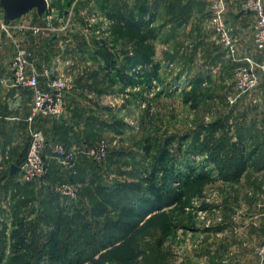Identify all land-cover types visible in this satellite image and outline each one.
I'll use <instances>...</instances> for the list:
<instances>
[{
    "label": "rangeland",
    "instance_id": "rangeland-1",
    "mask_svg": "<svg viewBox=\"0 0 264 264\" xmlns=\"http://www.w3.org/2000/svg\"><path fill=\"white\" fill-rule=\"evenodd\" d=\"M46 1L49 9L57 12L64 19L70 20L71 29L60 33L52 39V42L47 40L38 43L35 61L37 60V64H42L45 68L55 65L58 57L63 54L73 59L74 62L78 61L79 65L74 69L76 65L74 64L69 72L67 69H62V66L60 68L69 74L73 93L77 92L76 98L82 97L80 100L104 110L94 116L102 118L109 127L107 130L98 131L99 135L96 140H105L109 144V156L97 170L100 175L95 174V177L100 178H95L94 181L104 186L107 191L127 193L125 196L132 194L134 187L139 185L138 176L145 170H156L155 176L159 182H162L165 172L171 169L180 175L185 173L187 167H194V170L201 168L204 162L191 155L190 144L192 139L198 136V132L199 142L207 138L208 132L200 131V127L208 123L213 121L224 123L225 117H228V125L256 124L257 122L264 124V115L259 109L261 101L264 104V75H260L259 86L250 96H246L241 103L235 106L227 104V97L232 92L233 75L237 65L226 58V53L218 38L207 24L209 2L204 0H199V3L195 2L196 6L190 12L189 17H167L165 14L167 3H162L157 9L158 12L152 26L160 28V32L158 39L150 42V45L154 52V62L158 64V68L156 77L149 86L142 78L139 81L134 78L143 77L148 69L146 65L126 66L123 74L124 77L132 79L131 83L126 84L120 78H115L112 83L107 81L106 77H118L116 70L121 69L123 60L133 56L136 40L126 34L116 33L115 28L111 29L112 27L103 20L101 12L104 9L105 12H116V6L121 4L131 9L135 4L145 3V1L150 7L149 2L153 0ZM186 2V0H177L174 4L180 7ZM226 7L225 20L228 26L234 30V34L248 38L249 25L244 27L246 33L243 32L241 35L235 28L236 16L244 14L239 3L235 0H226ZM31 14V17H35L36 13L32 11ZM148 16L145 20H150ZM252 20V18L247 19V21ZM251 24L253 28V23ZM240 43L241 46H247L238 48L240 55L252 56L255 61H260L259 54L253 51L254 48L249 38L246 40L247 45H244V42ZM6 46L8 48L5 50ZM97 52L111 54L115 61L114 69L106 67L105 60ZM1 53L4 59L9 60V65L13 57V48L6 43L0 49ZM92 72L97 73L95 77H99L98 81H101V83L96 82L95 87V82L88 79ZM80 77L86 80L80 85L85 94H81L79 98L78 93L81 90L77 84ZM197 77H204L205 80L200 86V91L197 90L198 95L195 98L197 105L192 108L190 104L183 102L182 95L193 90V80ZM39 79L41 80L40 85L45 87V80ZM252 98L261 101L252 103ZM74 99L75 97L70 93L66 96V103L70 104ZM147 107H149L148 112H146ZM239 108L240 112L235 115V110ZM261 129H264L262 125ZM229 132L227 136L232 134V131L230 134ZM221 134V132L217 133L215 139H218ZM254 145L247 146L245 154H248ZM254 177V182L260 183V176ZM248 179L246 176L243 180L228 185L213 177L202 182H194L182 202L170 210H165L163 215L159 214L157 223L151 226L152 231L161 229V232L168 234L160 249L161 253L156 255L148 250L154 242V238L148 236L143 239L147 247L143 248L144 252L134 259L135 263L186 264L184 259L190 253L187 254V247L183 246L184 240L181 241L180 235L191 237L208 231L207 229L213 226L214 221L220 224L219 219L222 221L221 217L224 218V216L217 207L227 205L232 200L234 202L244 201L242 198L244 195L236 194L234 186L242 185ZM58 183H54L51 186L52 189H56ZM71 184L75 197L69 201L61 200L59 195L53 192L60 209L56 213L60 211L63 216L68 217L78 209V212L82 214L85 210L90 211L91 207L98 205L95 203L92 206L90 197L80 196L81 186L79 184ZM40 191V188L35 189L30 205L21 209L17 216L18 219L27 222L26 226H30L31 233H28L27 241H18L17 237L11 241L10 233L14 230L13 224L16 220L10 212L8 197H0V230L6 228L5 252H0V264L57 263L54 258L55 253L51 249L54 241L48 240L49 234L54 229L52 221L45 222L42 219L40 205L44 202V198ZM246 196L249 199L257 198V195L252 194ZM25 200L26 198L21 200V203L27 202ZM114 208L116 209V205L113 208H106V213L102 218H95L92 214L88 215L87 221L101 223L106 219L114 218ZM85 241H88V238L85 240L81 238L76 243L86 246ZM1 242L0 250L3 246ZM70 243L73 246L76 244L72 241ZM92 253L91 250L86 251L84 255H89V257L84 259L82 264H92L91 260H97L99 264H123L119 260V252H113L103 259L100 256L102 253L90 256ZM129 264H133V259Z\"/></svg>",
    "mask_w": 264,
    "mask_h": 264
},
{
    "label": "trees",
    "instance_id": "trees-1",
    "mask_svg": "<svg viewBox=\"0 0 264 264\" xmlns=\"http://www.w3.org/2000/svg\"><path fill=\"white\" fill-rule=\"evenodd\" d=\"M149 3H151L149 5L150 7H148V3L145 1V3L139 2L135 4L131 9L121 4L116 6V12H105V9L101 12L102 16L111 22V29L115 28L116 33L122 35L126 34L136 40L134 43L133 56L123 60V65L120 67L121 69L116 70L118 77H106L107 81L112 83L115 78H120V80L126 84L131 83L132 79L124 77L125 75L123 74L126 66L146 65L148 69L145 71L143 77L134 78H137L138 81L142 78L151 86L152 80L156 77L158 68V64L154 62V52L150 45V42L158 39L160 32V28L152 26L158 12L157 9H159L162 3H167L165 7V14L167 17L181 18L189 17L190 12L193 11L196 6L193 0L186 2L180 7L174 4L177 3V0H153ZM151 10H153V12ZM35 16L37 17V14H35ZM146 16H148L150 20H145ZM118 28L120 30H117ZM97 54L105 60L106 67L114 69L115 61L111 54L106 52H97ZM96 74L97 73L92 72L88 77L90 81L95 82L94 87L97 85L96 82L101 83V81H98L99 77H95ZM85 80L86 78L83 79L81 77L78 79L79 83L77 85L81 92H84L82 91L84 89H82L80 85ZM204 80V77H197L193 80V90L183 93L182 95L185 104H190L192 108L197 105L195 100L198 95L197 90L200 91V86ZM148 111L149 107L146 109V112ZM70 116L75 122H81L84 127V129L78 130L73 137V139H78V146H90L94 144L97 142L96 139L99 135L98 131L103 129L107 130L109 127L106 121L94 116L93 112H90L86 117H83L80 112H74ZM253 124H249V127H246L244 124L234 123L233 127L232 124H229L230 126L228 125V117H225L224 123L213 121L206 126L200 127V131L208 132L207 138L199 142L198 132V136L196 135V137L192 139L189 152L193 157L196 156L198 159L203 160L204 164L201 168L194 170V167H187L185 173H181L180 175L175 170L171 169L165 172L162 182H159L156 178V170H145V172L138 176L137 180L139 185L134 187V190L131 192L132 194L127 196H125L127 193L120 194L107 191L104 186L98 185V183L94 181L95 178H100L99 176L95 177V174H99L97 170L100 169V166L104 163L96 164L85 159H79L71 171H61L62 168L54 161L55 165H53L54 163H48V165L46 163V172L41 181L42 185L41 187L39 186L41 189L40 192H42L44 198V202H41L40 206L43 212H41L42 219L45 222L52 221L51 224L54 230L49 234L48 240L54 241L51 249L55 253L54 258L57 261L55 264H82L84 263V259L89 257V255L84 254L86 251L90 250L93 251L90 256H96L102 253L100 255L102 259L106 256H110L113 252H119V260L123 264H129L131 259H133L134 264V259L144 252L143 248L147 247V245L143 243V239L148 236L154 238V242L150 245L148 250L156 255L161 253L160 249L168 234L161 232V229L152 231L150 230L152 228L151 226L157 223L159 214L163 215L165 210H170L182 202L185 195L191 190L194 182H202L213 177L224 183H236L241 179L249 166L252 165L255 170L264 169V139L261 140V136L260 138L258 137L259 133L253 130ZM72 128L73 127L61 128L58 131V133H60L58 136L61 135L65 138V140L60 139V143L62 142L64 145H67L71 142L68 141V134L69 130ZM229 130L230 132L232 131V134H230ZM219 132L222 133L221 136L215 139ZM227 132H229L230 136H227ZM253 138L255 141H253L252 144L255 145L248 154H245V148L247 147L246 143H248V141L250 142ZM54 142L57 141H51L50 144L47 141V147L50 148L51 144ZM149 152L148 149L147 153L149 154ZM21 162L22 160L17 164L20 165ZM9 176H11L10 170L3 175V180H6ZM97 181L100 183L99 180ZM56 182L79 184L81 186L80 196L90 197L92 199L90 201L92 206L95 203L98 205L91 207L90 211L92 213L85 210L80 214V212H78L79 209L68 217L63 216L60 211L56 213V211L60 209L58 208V200L54 197L55 194L51 187ZM16 185L28 189L25 200L27 202L24 203L23 201V203H21L18 201L12 206L10 201V212L16 220L14 221V230L10 233V238L11 241L15 240L16 237L18 241H27L30 226H26L27 222L23 219H18L17 216L21 208L25 209L26 205H30L32 197L34 198L35 184H20L17 182ZM6 186L7 183L5 182L0 189L2 188V190L6 191ZM0 195L4 196L1 192ZM90 195L94 196L91 197ZM114 205H116V209L114 208V218L106 219L105 222L102 221L101 223L87 221V216H91V214L95 218H102L106 213V208H113ZM95 210H97V212ZM4 227H6V225H4ZM5 230L6 228L0 230V241L3 242V246L0 250L1 253L5 252ZM81 238H84V240L88 238V241H85L87 243L86 246H81V243H76ZM70 241L76 244L73 246ZM91 261L92 264H99L97 260Z\"/></svg>",
    "mask_w": 264,
    "mask_h": 264
},
{
    "label": "built area",
    "instance_id": "built-area-1",
    "mask_svg": "<svg viewBox=\"0 0 264 264\" xmlns=\"http://www.w3.org/2000/svg\"><path fill=\"white\" fill-rule=\"evenodd\" d=\"M204 1L209 2L208 26L218 38L226 58L237 65L233 75L232 92L227 97V104L235 106L243 97L250 96L257 89L259 77L264 75V0H235L243 13L253 17L252 42L255 52L259 54V62L252 56L240 55L234 30L225 20L226 0ZM31 15L30 12L18 20L7 22L0 7V49L6 43L13 48V57L9 64L10 80L6 83L0 78V85L7 84L17 93H30L29 115L25 120L27 150L19 165L17 182L40 185L46 172L44 152L47 140L37 124L48 119H60L66 115V96L73 91L71 78L67 72L75 63L73 59L63 54L58 57L55 65L49 68L42 67L40 72L36 70L34 63L38 43L47 40L52 42L60 33L68 32L71 24L69 19H64L57 12H53L48 5L41 17ZM102 18L106 24H111L103 16ZM61 66L62 69H67V72H63ZM39 78L45 80V87L40 85ZM259 102V99L252 98V103ZM50 151L49 158L52 161L63 170L71 171L79 159L96 164L103 163L109 155V144L105 140H99L90 146L66 147L55 142L51 144ZM52 190L61 200L69 201L75 197L73 185L69 182L58 183V187ZM258 255L260 260L264 261V246L258 249Z\"/></svg>",
    "mask_w": 264,
    "mask_h": 264
},
{
    "label": "crops",
    "instance_id": "crops-1",
    "mask_svg": "<svg viewBox=\"0 0 264 264\" xmlns=\"http://www.w3.org/2000/svg\"><path fill=\"white\" fill-rule=\"evenodd\" d=\"M186 1L188 2L190 0ZM193 1L198 2L199 0ZM236 17L235 28L237 29V33L240 35L243 32L246 33L244 27L249 25L247 29L249 31L248 38L251 46H253L251 29V23H253V20L247 21V19L250 20V18L253 19V17L246 13L242 14V16L238 15ZM234 35L237 38L238 48L247 47L240 45V42H244L243 44L247 45V37L242 38V36H238L237 34ZM6 48L8 47H4L5 50ZM253 51L255 52V49H253ZM241 56H245V54H242ZM77 62L75 63L76 65L74 69L79 65ZM8 63L9 60L7 58L4 59L3 54L1 53L0 78L6 83L10 80ZM34 65L36 70L40 72L42 64H37L36 60ZM70 93H72V96H74L75 99L72 100L70 104L66 103L67 112L65 116L60 119L44 120L41 124H37V127L43 131L49 144L51 141H57V143H60V139L65 140L61 135L58 136V134H60L58 131L61 128L73 127L69 130L68 134V141L71 142L67 145H64L62 142L60 144L66 147L74 145L78 146V139H73V137L78 130L84 129V127L81 122H75L70 115L74 112H80L83 117H86L90 112L96 114L104 111L101 107L93 106L88 104L89 102L87 101L80 100L82 98L81 94L84 92L78 93L80 94V99L76 98L77 92L73 93L72 91ZM30 101L31 98L29 92L17 93L9 88L7 84L0 85V114L2 116V119L0 120V187L3 186L5 182L7 183V190L4 191L1 188L0 192L4 197H8L12 206L18 201L21 202V200L26 198L28 189L16 185L17 173H10L11 176L6 180H3V175L6 172L8 173L11 165L19 167V164L17 163L22 160L25 155L28 142L26 135L27 123L25 120L29 115ZM241 101L239 103H241ZM260 105L259 109H261V112L264 115V104H262V101ZM240 108L235 110V115L240 112ZM244 125L249 127L248 123H245ZM261 125L264 127L262 122L254 123L253 130L259 133L258 137L260 138L261 136L262 140L264 139V129H261ZM253 141H255L254 138L250 142L248 141L246 145L250 146ZM50 154V148L47 147L44 152V161L47 165L48 163H54L49 158ZM53 165H55V163ZM61 171L65 170L61 169ZM258 175L261 179L260 183L254 182L253 180V178H255L254 176ZM246 176L249 178V181L247 180L242 185L239 184L234 186L236 194L244 195V197H242L244 198V201L234 202L232 200L227 203V205L224 204L217 207L224 216V218L221 217L222 221L219 219L221 222L220 224H218L217 221H214L213 226L207 229L208 231L192 235L191 237H189V235H180L181 241L184 240L183 246L187 247V254L190 253L184 259L186 264H264V261L260 260L258 255V249L264 246V169L255 170L251 165L247 168L239 181L243 180ZM225 184L228 185L229 183ZM41 185L42 184H35V187H33L36 189ZM247 194L257 195V198H246ZM1 196L2 195H0V197Z\"/></svg>",
    "mask_w": 264,
    "mask_h": 264
},
{
    "label": "water",
    "instance_id": "water-1",
    "mask_svg": "<svg viewBox=\"0 0 264 264\" xmlns=\"http://www.w3.org/2000/svg\"><path fill=\"white\" fill-rule=\"evenodd\" d=\"M0 7L4 12L7 22L20 19L22 16L35 11L37 16L41 17L47 9L46 0H0ZM19 171V167L10 166V173Z\"/></svg>",
    "mask_w": 264,
    "mask_h": 264
}]
</instances>
